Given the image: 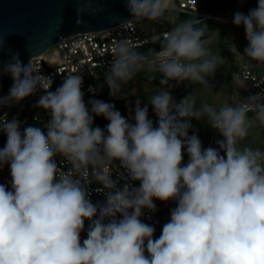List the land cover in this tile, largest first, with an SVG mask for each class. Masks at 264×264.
Wrapping results in <instances>:
<instances>
[{
	"label": "clouds",
	"instance_id": "1",
	"mask_svg": "<svg viewBox=\"0 0 264 264\" xmlns=\"http://www.w3.org/2000/svg\"><path fill=\"white\" fill-rule=\"evenodd\" d=\"M125 8L130 19L123 24L171 26L158 51L142 53L125 42L114 49L104 80L111 96L141 71L160 76L159 92L143 106L137 99L131 120L112 103L86 104L80 75L64 77L52 91L32 60L24 64L13 54L0 65V76L12 79L0 107L43 90L36 107L50 117L43 129H22L15 117L0 121V169L8 165L11 176L10 188L0 184V264H264V150L243 144L254 122L264 125V91L219 109L197 108L192 93L177 103L173 82L207 84L217 71L207 25L181 19L172 0H125ZM232 23L244 28L243 55L264 63V0L247 14L234 13ZM95 117L108 121L105 128L93 126ZM193 119L219 133L217 147L189 135ZM184 151L189 159L182 165ZM114 161L127 173L123 187L102 170ZM85 178L101 186L95 190L104 193L103 203L92 202ZM154 200L177 205L155 239V227L141 219L145 209L156 211Z\"/></svg>",
	"mask_w": 264,
	"mask_h": 264
},
{
	"label": "built area",
	"instance_id": "2",
	"mask_svg": "<svg viewBox=\"0 0 264 264\" xmlns=\"http://www.w3.org/2000/svg\"><path fill=\"white\" fill-rule=\"evenodd\" d=\"M172 4L177 11L195 15L199 20L213 19L224 24H233V18L198 13L195 0H172ZM244 13L247 14L248 11ZM144 21L146 20L132 21L128 24L120 23L102 31L70 35L57 42L47 51L30 59L32 60L33 72L36 75L47 78V82L52 83V91L62 84L64 77L68 75H80L83 78L82 89L92 95L96 91L93 81L106 77L110 63L115 57L114 49L118 44L125 42L128 46L140 52L142 47L161 41L163 33L169 31L162 26L145 27L142 24ZM157 37H159V39H157ZM159 49H157V51ZM30 60L26 61L24 64H28ZM231 77L247 80L252 88L251 95L264 91V72H257L247 65H241L237 70L231 73ZM183 83L177 84L173 82V87L171 88V94L177 103L185 95ZM11 85L12 79L9 75L0 76V96H6ZM43 94V90H38L34 95L27 97L18 104H13L11 107H1L0 120L6 119L7 114L13 108L15 109L14 115L16 116L24 105H28L29 108L33 106L36 107V102ZM147 102L148 101L141 102V105L143 106V104ZM244 103H247V101L240 102L239 104ZM149 119H151L155 125L157 117L151 107H149ZM38 121V113L29 112V110H27L21 123L26 126L31 125L39 127L37 125ZM260 148L264 150V140L261 141ZM55 159L61 170H67V168L70 167L64 162L63 157L57 156ZM102 170L111 171L112 178L118 181L117 187H123L127 182V173L125 169L120 166L118 161L112 163L106 162ZM85 179L86 182L89 183L88 191L91 194L90 199L92 202L103 203L106 199L104 193L95 190L97 187L101 186L90 178ZM133 183L134 186H139V182ZM154 203L156 204V211L151 212L145 209L141 219L144 223L154 226L156 233L161 226V203L159 200H154Z\"/></svg>",
	"mask_w": 264,
	"mask_h": 264
},
{
	"label": "water",
	"instance_id": "3",
	"mask_svg": "<svg viewBox=\"0 0 264 264\" xmlns=\"http://www.w3.org/2000/svg\"><path fill=\"white\" fill-rule=\"evenodd\" d=\"M128 19L125 0H0V65L13 54L25 63L70 35Z\"/></svg>",
	"mask_w": 264,
	"mask_h": 264
},
{
	"label": "rangeland",
	"instance_id": "4",
	"mask_svg": "<svg viewBox=\"0 0 264 264\" xmlns=\"http://www.w3.org/2000/svg\"><path fill=\"white\" fill-rule=\"evenodd\" d=\"M142 24L145 27L162 26L161 22H153L149 20L144 21ZM206 38L210 41L207 47L209 48L211 55L218 58L217 71L214 77L208 78L209 83L207 84L184 82V96L192 93L197 108L208 105L219 109L226 105L235 106L240 102L247 101V97L252 93L250 83L247 80L232 78L231 73L243 64L247 65L254 71L264 72V63L251 61L243 55L244 48L248 43L243 26L237 27L233 24L218 26L209 29ZM136 77L139 79L144 78L153 80L158 86H160V76L158 73L155 74V79L152 78V74L144 71L138 73L134 78ZM134 78L126 84H123L121 88L130 86L131 92H135L136 87L134 84ZM102 85L104 86L105 84ZM248 115L249 117H252L254 113L250 111ZM191 123L193 129L189 131V135L195 131L205 148L209 146L217 147L216 141L222 137L207 124L206 120L197 121L193 119ZM262 140H264V125H260L258 121L254 122L253 127L249 130V135L243 144L250 145L253 148H260ZM183 157L182 165L187 164L189 159L186 151H184ZM10 181L11 176L9 167L8 165H4L3 168L0 169V184H5L10 188ZM162 206V218L170 219L171 210L177 206L176 201H164Z\"/></svg>",
	"mask_w": 264,
	"mask_h": 264
},
{
	"label": "trees",
	"instance_id": "5",
	"mask_svg": "<svg viewBox=\"0 0 264 264\" xmlns=\"http://www.w3.org/2000/svg\"><path fill=\"white\" fill-rule=\"evenodd\" d=\"M196 1V9L198 13H206V14H212L220 17H227V18H233V14L236 12H246L249 11L252 8H255L257 6V0H195ZM179 13V16L181 19H190V18H197V16L186 13V12H181L177 11ZM204 24L207 25L208 30L212 28H216L218 26H225V25H230V24H224L219 21H215L213 19H203L200 20ZM162 27L165 29L170 30V25L167 24L166 22H161ZM207 30V32H208ZM206 32V36H207ZM162 40L158 41L154 44L146 45L140 49V52L144 53L147 52L149 49H159L161 46ZM105 78H101L98 80L93 81V84L95 86V93L90 95L88 92L83 91L84 93V101L87 104V101L90 99H99L103 100L105 102H109L115 105V108L126 118L130 119L134 116V106L137 101V99L140 100V102L144 101H149L150 97L157 92H159L160 88L158 84L150 79H139V78H134V84L136 87L135 92H131V87L127 86L126 88H121L119 92L116 93L117 97H113L110 95V89L107 86V84L104 82ZM102 84H105L104 86ZM28 105H24L19 114L16 115L15 118H17L20 123L21 120L27 110L29 112H37L39 115V121L37 122V125L41 127L42 129L44 128V125L48 122L50 119L49 114L38 107H32L29 108ZM90 108V106H89ZM1 112V111H0ZM15 109H11L9 113L6 116V119H11L15 115ZM1 121V120H0ZM131 122L134 123V120ZM108 121L104 119L103 117H95L93 126H99L101 128H105L107 125ZM22 129L23 127H26L25 124H22ZM6 142V136L0 132V148L5 144ZM160 201V200H159ZM161 203V226L159 231H157L154 234V239L158 238L159 235L161 234L162 227L163 225L169 221V219H164L162 218V210L163 206L162 204L164 201H160ZM88 224L89 222L86 220L85 221V227L84 230L81 232V242L86 238L87 236V229H88Z\"/></svg>",
	"mask_w": 264,
	"mask_h": 264
},
{
	"label": "crops",
	"instance_id": "6",
	"mask_svg": "<svg viewBox=\"0 0 264 264\" xmlns=\"http://www.w3.org/2000/svg\"><path fill=\"white\" fill-rule=\"evenodd\" d=\"M243 65H245V64H243Z\"/></svg>",
	"mask_w": 264,
	"mask_h": 264
}]
</instances>
